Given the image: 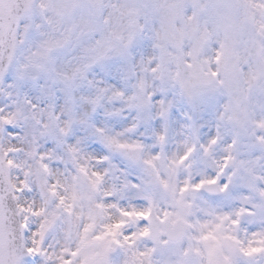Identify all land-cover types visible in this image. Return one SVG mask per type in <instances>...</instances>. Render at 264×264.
<instances>
[{
	"label": "snow or ice",
	"instance_id": "1",
	"mask_svg": "<svg viewBox=\"0 0 264 264\" xmlns=\"http://www.w3.org/2000/svg\"><path fill=\"white\" fill-rule=\"evenodd\" d=\"M0 264H264V0H0Z\"/></svg>",
	"mask_w": 264,
	"mask_h": 264
}]
</instances>
